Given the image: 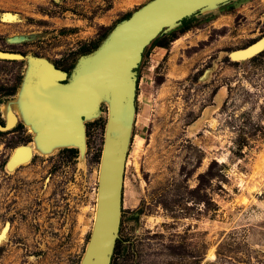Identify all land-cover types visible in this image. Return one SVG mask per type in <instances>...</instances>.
Listing matches in <instances>:
<instances>
[{"label":"rangeland","instance_id":"rangeland-1","mask_svg":"<svg viewBox=\"0 0 264 264\" xmlns=\"http://www.w3.org/2000/svg\"><path fill=\"white\" fill-rule=\"evenodd\" d=\"M148 1L0 0V53L18 56H0V264H79L95 216L105 109L83 154L39 151L20 112L25 57L69 76ZM158 43L138 67L110 264H264V0L191 16Z\"/></svg>","mask_w":264,"mask_h":264},{"label":"water","instance_id":"water-1","mask_svg":"<svg viewBox=\"0 0 264 264\" xmlns=\"http://www.w3.org/2000/svg\"><path fill=\"white\" fill-rule=\"evenodd\" d=\"M229 1L149 0L117 23L95 50L81 56L69 76L43 58L25 57L27 68L20 93V112L24 123L32 127L39 151L76 148L83 154L86 122L96 119L101 109H105L95 216L79 264H110L118 238L124 165L134 117L138 67L144 50L184 19L215 10ZM261 46L262 43H255L232 57L253 55ZM0 56L18 58L2 53ZM12 121H6V127ZM15 152L7 162L8 170L28 160L27 151L24 159L12 163Z\"/></svg>","mask_w":264,"mask_h":264},{"label":"bare ground","instance_id":"bare-ground-1","mask_svg":"<svg viewBox=\"0 0 264 264\" xmlns=\"http://www.w3.org/2000/svg\"><path fill=\"white\" fill-rule=\"evenodd\" d=\"M9 18V17H8ZM47 72V71H46ZM48 74V73H46ZM53 80H57V79H54L52 78ZM20 96V95H19ZM6 105V104H5ZM10 108L11 107H5V110H4V115L6 116V119H7V122H11L12 121V114H11V111H10ZM29 128L32 130V127L30 125H28ZM33 131V130H32ZM53 151V150H52ZM28 155V152L26 150H17L15 152V159L13 160L12 163H15L17 160L19 159H24L26 156Z\"/></svg>","mask_w":264,"mask_h":264},{"label":"trees","instance_id":"trees-1","mask_svg":"<svg viewBox=\"0 0 264 264\" xmlns=\"http://www.w3.org/2000/svg\"><path fill=\"white\" fill-rule=\"evenodd\" d=\"M127 17V16H126ZM129 17V16H128ZM187 19H184L182 22H184V21H186ZM162 36V35H161ZM161 36H159V37H157L154 41H152L151 43H150V45L144 50V52H143V54H142V57H144V55H146L153 47H164L165 45L164 44H159L158 42H159V39H160V37Z\"/></svg>","mask_w":264,"mask_h":264},{"label":"flooded vegetation","instance_id":"flooded-vegetation-1","mask_svg":"<svg viewBox=\"0 0 264 264\" xmlns=\"http://www.w3.org/2000/svg\"><path fill=\"white\" fill-rule=\"evenodd\" d=\"M85 126L87 127V125H85ZM103 134H104V127H103ZM102 147H103V135H102V142H101V153H102ZM101 153H100V157H101Z\"/></svg>","mask_w":264,"mask_h":264},{"label":"crops","instance_id":"crops-1","mask_svg":"<svg viewBox=\"0 0 264 264\" xmlns=\"http://www.w3.org/2000/svg\"><path fill=\"white\" fill-rule=\"evenodd\" d=\"M12 114V113H11ZM124 167H125V165H124ZM124 181V180H123Z\"/></svg>","mask_w":264,"mask_h":264}]
</instances>
